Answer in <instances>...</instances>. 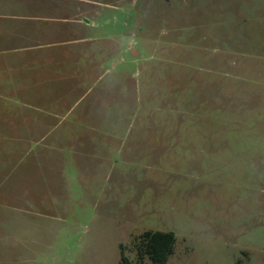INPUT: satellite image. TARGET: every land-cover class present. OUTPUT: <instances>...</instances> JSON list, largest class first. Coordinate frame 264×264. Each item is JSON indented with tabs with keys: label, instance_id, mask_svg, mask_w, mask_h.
Wrapping results in <instances>:
<instances>
[{
	"label": "rangeland",
	"instance_id": "374dc122",
	"mask_svg": "<svg viewBox=\"0 0 264 264\" xmlns=\"http://www.w3.org/2000/svg\"><path fill=\"white\" fill-rule=\"evenodd\" d=\"M8 1L0 35L25 12L65 30L45 50L94 68L33 152L0 126V264H120L146 229L175 232L167 264H264V0ZM0 94L35 112L27 87Z\"/></svg>",
	"mask_w": 264,
	"mask_h": 264
},
{
	"label": "crops",
	"instance_id": "0c3cea01",
	"mask_svg": "<svg viewBox=\"0 0 264 264\" xmlns=\"http://www.w3.org/2000/svg\"><path fill=\"white\" fill-rule=\"evenodd\" d=\"M7 3L8 7H15V5L19 8L28 7L27 4L21 6V3L18 0H9L6 4ZM42 6L44 5L35 3L34 7L42 8ZM52 6H55V9H63L61 4H54ZM31 7L32 5H30L28 9H31ZM24 13L20 12L18 16H16L13 13V15H11V12H9V15L6 16H9L7 18L8 20L5 22L6 24L2 26V31L5 34L0 35V54H12L10 62H3L4 64L1 63L3 64L2 69L7 72L8 78L3 75V79H0V88H12L13 92V89L20 90L21 87H27L28 95L24 96L22 99L20 97L19 98L25 103L36 105L28 107V109H33L35 111L34 113L28 112L26 109L23 110V108L12 110L11 108H7L11 107L9 106L11 99L4 96L7 94H0V117H7L5 120L1 121L0 126L3 123L14 126L16 130L15 136H17V138L14 140L10 139L14 145L12 147V151L14 153L33 152L34 149L29 147L30 142L34 141L36 145H40L46 141L47 136L51 132L52 125L57 127L59 125L57 124V121H59V123L62 121V116L60 115L65 114L63 112V108L65 107L62 105L68 101L72 92H75L77 88L86 83L87 77L93 72L94 68H92L91 64H86V66H81L75 62L69 64V61L64 59L60 52L55 51L54 53H50L48 50H45V47H49L50 45H58L61 42L60 37L63 35L65 30H62L61 27L56 28L54 26L42 28L40 25L38 27L36 23L32 22L36 20V18H27ZM63 19H66L69 22L68 15L63 16ZM82 19L74 22L75 25H72L70 29L77 31L78 27L82 26ZM1 24H3V22ZM35 36L42 39L41 42H30L29 44L23 45V43L32 41V38ZM70 37H72V39L76 38L77 40L86 41V43L88 41L87 37H84L83 39L77 38V36ZM26 51L36 52L34 55L35 58L29 56V58L24 59V63L17 60V53ZM76 52H78V50ZM34 60L37 61L32 64ZM28 67L30 68L29 70ZM98 68V66L95 67L96 70ZM10 72H23L24 79L21 78L22 76L19 77V79L17 76H13L11 79L9 76ZM27 77L28 80L26 83L25 80ZM66 79H70L71 81L75 80L72 88L76 89L68 88L66 90V88L63 87V82ZM49 82L56 83L54 89L59 91L58 94H52V89L46 84ZM61 89H65L66 92H61ZM17 101L19 104H23L20 103L21 101ZM1 104L4 106H1ZM70 110L71 108L68 109V112ZM63 136V133L55 136L53 138L55 144H58V141L62 139ZM47 150L48 147L43 146L39 152L41 153Z\"/></svg>",
	"mask_w": 264,
	"mask_h": 264
},
{
	"label": "trees",
	"instance_id": "16d2710c",
	"mask_svg": "<svg viewBox=\"0 0 264 264\" xmlns=\"http://www.w3.org/2000/svg\"><path fill=\"white\" fill-rule=\"evenodd\" d=\"M177 236L172 230L146 229L121 243L120 264H167L175 253ZM128 253H134L132 259Z\"/></svg>",
	"mask_w": 264,
	"mask_h": 264
}]
</instances>
